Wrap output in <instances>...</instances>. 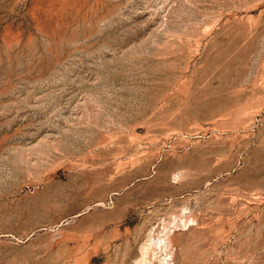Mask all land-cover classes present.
I'll return each mask as SVG.
<instances>
[{"label":"rangeland","instance_id":"374dc122","mask_svg":"<svg viewBox=\"0 0 264 264\" xmlns=\"http://www.w3.org/2000/svg\"><path fill=\"white\" fill-rule=\"evenodd\" d=\"M0 264H264V0H0Z\"/></svg>","mask_w":264,"mask_h":264},{"label":"bare ground","instance_id":"6f19581e","mask_svg":"<svg viewBox=\"0 0 264 264\" xmlns=\"http://www.w3.org/2000/svg\"><path fill=\"white\" fill-rule=\"evenodd\" d=\"M145 247V248H144ZM143 248H144V251H145V249H146V247H148V246H144ZM146 252H147V250H146ZM147 254V253H146ZM146 255H144V258H146L145 257ZM142 260H144V259H142ZM146 261V260H145ZM146 262H148V261H146Z\"/></svg>","mask_w":264,"mask_h":264}]
</instances>
